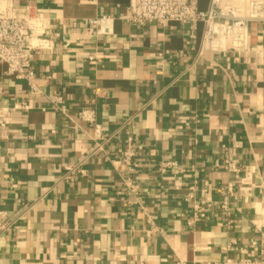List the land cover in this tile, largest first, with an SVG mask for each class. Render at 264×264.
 <instances>
[{
    "label": "crops",
    "instance_id": "crops-1",
    "mask_svg": "<svg viewBox=\"0 0 264 264\" xmlns=\"http://www.w3.org/2000/svg\"><path fill=\"white\" fill-rule=\"evenodd\" d=\"M13 2L34 4L60 34L52 52L34 54L36 91L0 63V211L15 220L0 229V264H213L258 255L264 22L249 24L247 52L198 57L201 23L195 31L132 23L129 0ZM208 4L197 0L200 9ZM102 15L113 18L112 32L90 36L87 20ZM129 131L138 167L128 174L120 151ZM95 142L102 149L91 153ZM166 160L177 168L158 171ZM194 204L200 217L189 225Z\"/></svg>",
    "mask_w": 264,
    "mask_h": 264
},
{
    "label": "built area",
    "instance_id": "built-area-1",
    "mask_svg": "<svg viewBox=\"0 0 264 264\" xmlns=\"http://www.w3.org/2000/svg\"><path fill=\"white\" fill-rule=\"evenodd\" d=\"M126 10V19L137 24L180 22L195 31L201 23L198 57H203L206 51L247 52L249 24L264 22V0H209L206 9H200L197 0H129ZM112 21L109 15L88 19L86 32L90 36L109 35ZM59 31L34 4L26 2L16 5L13 0H0V63L5 65V74L26 80L29 87L36 91L37 85L32 83L35 78L32 65L34 54L39 50L52 52L56 48ZM49 99L53 108L66 113L61 96L52 95ZM135 139L134 134L127 132L124 148L120 151L121 161L128 174L134 173L138 167ZM101 149V143L95 142L91 153ZM225 167L233 168L227 160ZM157 168L164 172L176 169L177 164L173 160H166L161 161ZM64 169L67 173L76 170L73 166H65ZM194 207L195 212L187 221L189 225L200 217L197 204ZM28 209L29 206H24L16 212V219L21 218ZM14 223L15 220L6 222L4 212L0 211L1 230L10 228ZM213 264H264V247L261 246L256 256H226Z\"/></svg>",
    "mask_w": 264,
    "mask_h": 264
}]
</instances>
